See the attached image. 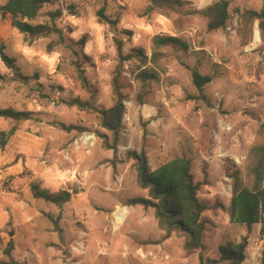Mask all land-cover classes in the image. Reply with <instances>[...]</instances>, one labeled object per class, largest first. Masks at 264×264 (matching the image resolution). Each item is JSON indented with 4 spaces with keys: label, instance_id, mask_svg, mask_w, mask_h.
I'll list each match as a JSON object with an SVG mask.
<instances>
[{
    "label": "clouds",
    "instance_id": "9594fccd",
    "mask_svg": "<svg viewBox=\"0 0 264 264\" xmlns=\"http://www.w3.org/2000/svg\"><path fill=\"white\" fill-rule=\"evenodd\" d=\"M0 264H264V0H0Z\"/></svg>",
    "mask_w": 264,
    "mask_h": 264
}]
</instances>
